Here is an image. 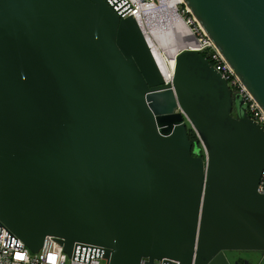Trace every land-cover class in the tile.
Listing matches in <instances>:
<instances>
[{
    "label": "water",
    "instance_id": "95a60500",
    "mask_svg": "<svg viewBox=\"0 0 264 264\" xmlns=\"http://www.w3.org/2000/svg\"><path fill=\"white\" fill-rule=\"evenodd\" d=\"M183 3L264 111V0ZM127 9L0 0V223L32 252L238 264L264 251V130L198 51L164 82Z\"/></svg>",
    "mask_w": 264,
    "mask_h": 264
},
{
    "label": "built area",
    "instance_id": "2783aa9c",
    "mask_svg": "<svg viewBox=\"0 0 264 264\" xmlns=\"http://www.w3.org/2000/svg\"><path fill=\"white\" fill-rule=\"evenodd\" d=\"M127 4V14L132 15L141 29V32L153 54L162 50L152 44L149 32L145 24L146 13L164 11L171 31L167 43L174 41L164 71L161 72L164 82H170L175 56L181 50L191 49L198 51L225 79L231 93H239L245 103L247 116L257 122L264 130V111L251 96L244 84L232 70L222 53L206 34L194 15L183 1L178 0H124ZM257 190H264V167L260 171ZM156 264H161L160 259H153ZM0 264H106L100 256H90L85 259H77L75 256L67 255L59 243L50 236L43 238L41 246L32 252L27 246L3 224L0 223ZM141 264H152L149 262Z\"/></svg>",
    "mask_w": 264,
    "mask_h": 264
},
{
    "label": "bare ground",
    "instance_id": "6f19581e",
    "mask_svg": "<svg viewBox=\"0 0 264 264\" xmlns=\"http://www.w3.org/2000/svg\"><path fill=\"white\" fill-rule=\"evenodd\" d=\"M183 1V0H178ZM145 24L149 32V38L152 44L157 47H162V50H153V57L161 72L164 71L165 63L168 60V55L172 51V45L174 43H167V39L170 38L171 31L168 27V22L166 18V13L164 11H156V13H146L145 14Z\"/></svg>",
    "mask_w": 264,
    "mask_h": 264
},
{
    "label": "flooded vegetation",
    "instance_id": "af4514ba",
    "mask_svg": "<svg viewBox=\"0 0 264 264\" xmlns=\"http://www.w3.org/2000/svg\"><path fill=\"white\" fill-rule=\"evenodd\" d=\"M241 257L247 259V262L244 263L240 260ZM237 261L239 262L238 264H264V251L248 253L245 256H238Z\"/></svg>",
    "mask_w": 264,
    "mask_h": 264
},
{
    "label": "trees",
    "instance_id": "16d2710c",
    "mask_svg": "<svg viewBox=\"0 0 264 264\" xmlns=\"http://www.w3.org/2000/svg\"><path fill=\"white\" fill-rule=\"evenodd\" d=\"M188 136L191 140H195L196 136L194 134V132L192 131V129L188 128Z\"/></svg>",
    "mask_w": 264,
    "mask_h": 264
}]
</instances>
